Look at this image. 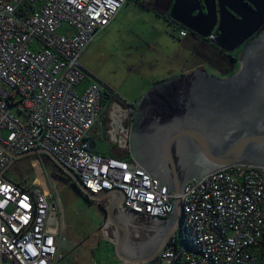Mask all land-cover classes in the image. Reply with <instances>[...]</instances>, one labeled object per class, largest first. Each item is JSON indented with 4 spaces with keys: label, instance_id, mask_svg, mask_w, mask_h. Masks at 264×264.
Masks as SVG:
<instances>
[{
    "label": "built area",
    "instance_id": "obj_1",
    "mask_svg": "<svg viewBox=\"0 0 264 264\" xmlns=\"http://www.w3.org/2000/svg\"><path fill=\"white\" fill-rule=\"evenodd\" d=\"M129 1L158 0H0V264L64 259L60 174L36 154L33 188L13 183L4 175L6 151H49L89 192L123 191L122 207L133 214L165 220L173 212L175 195L131 155L93 151L103 90L93 82L79 91L87 77L80 56ZM170 25L181 38L191 33L172 19ZM36 41L38 53L30 49ZM180 198L181 227L158 264H264V166L193 178Z\"/></svg>",
    "mask_w": 264,
    "mask_h": 264
},
{
    "label": "water",
    "instance_id": "obj_2",
    "mask_svg": "<svg viewBox=\"0 0 264 264\" xmlns=\"http://www.w3.org/2000/svg\"><path fill=\"white\" fill-rule=\"evenodd\" d=\"M170 18L225 53L244 46L242 58H246L239 72L225 79L199 69L159 81L131 108L132 157L175 195L172 214L159 220L161 228L152 236L135 241L130 235L122 211L123 191L89 192L49 151L18 155L6 151L11 157L8 168L25 157L49 156L79 194L91 202L107 203V224L116 229L115 252L121 264H158L159 254L181 227L180 194L189 180L233 165L264 166V0H174ZM140 117L143 137L133 134ZM135 142L137 151L131 147ZM138 157L147 159L166 179Z\"/></svg>",
    "mask_w": 264,
    "mask_h": 264
},
{
    "label": "rangeland",
    "instance_id": "obj_3",
    "mask_svg": "<svg viewBox=\"0 0 264 264\" xmlns=\"http://www.w3.org/2000/svg\"><path fill=\"white\" fill-rule=\"evenodd\" d=\"M164 6V0L152 2L149 7L127 2L109 28L96 36L79 59L87 76L81 88L86 87L90 80L98 83L103 91L104 88L108 89L113 95L111 100L104 102L106 109L103 115H106L108 121L124 117L123 124L128 130L132 128L134 117L130 112L126 114V108H136L139 104L138 102L136 105V102L141 100L153 83L166 76L168 70L175 66L181 67L182 71L204 66L208 73L224 77L222 79L238 68V50L226 55L199 37L200 41L194 39L193 34L181 38L172 32L170 14L164 13ZM66 28L63 26L59 33L63 34ZM41 48L38 41L30 47L35 53ZM211 69H218L219 74ZM114 102L120 104L122 109ZM95 131L97 151L116 158V155L131 153L129 138L126 137V141L122 143L119 141L121 136L117 135L118 141H115L114 134L107 131L101 118ZM130 133L131 130L129 137ZM35 159V156H30L16 160L6 170V179L33 188ZM47 166L48 170L53 169L48 164ZM61 179L59 194L65 225L61 245L64 255L62 263L119 264L114 244L115 231L107 224L101 210L105 202L89 201L64 176ZM133 215L138 219L128 221L130 235L137 240H146L149 236L146 231L151 225L150 218ZM134 227L143 231L137 235Z\"/></svg>",
    "mask_w": 264,
    "mask_h": 264
},
{
    "label": "crops",
    "instance_id": "obj_4",
    "mask_svg": "<svg viewBox=\"0 0 264 264\" xmlns=\"http://www.w3.org/2000/svg\"><path fill=\"white\" fill-rule=\"evenodd\" d=\"M155 3V2H154ZM165 12L164 13H168V11L165 9L164 10ZM170 14V13H169ZM170 17V16H169ZM170 19V18H169ZM114 22V21H113ZM170 23V22H169ZM112 24V23H111ZM110 24V25H111ZM109 28V26L106 28V30ZM193 37H194V39H197V40H199L197 37H199V36H197V35H193ZM200 39H202L201 37H199ZM203 41H205V42H207V43H209L210 44V42H208L207 40H204V39H202ZM200 41V40H199ZM173 62L174 61H172V64H173ZM209 65V64H208ZM175 66V65H174ZM82 67V66H81ZM214 68V67H213ZM199 69H203V71L204 72H206L207 74H209V75H214V73H208L207 72V70H206V68L203 66H199V67H195V68H193V69H190V70H181V67H179L178 65L177 66H175L174 68H172V69H170V70H168V72H167V75L166 76H163L161 79H157L154 83H153V85L155 84V83H157V82H159V81H162V80H168V79H172V78H175V77H179V76H182V75H189V74H192L193 72H195L196 70H199ZM211 70H213V71H215V72H217L218 74H219V72L217 71V70H215V69H211ZM217 75V74H216ZM215 75V76H216ZM217 77H218V75H217ZM218 78H224V77H222V76H220V77H218ZM84 82V81H83ZM83 82L80 84V86H79V91H83V90H85L89 85H91L92 83H93V81H90V80H88V82H87V85H86V87H82L81 88V86H82V84H83ZM152 85V86H153ZM151 86V87H152ZM150 87V88H151ZM104 95H105V93H103ZM112 95L113 94H111L110 93V95L109 96H111V98H112ZM106 97V96H105ZM103 98V101H102V114H101V116H100V118L103 120V123H104V125H105V127H106V129H107V131L108 132H111L112 134H114L113 135V137H114V139H115V141H118L117 140V135H119V141L120 142H125L126 140H125V138L127 137L128 138V136H129V131L131 130H128V129H126L125 127H124V124H123V119H124V117H123V119H122V117L120 116V117H117V119H113L112 121H108L107 120V118H106V115H103L104 114V111H105V109L106 108H104L105 107V105H104V102L105 101H107V99L106 98ZM139 101H137L136 103H138ZM110 103V102H109ZM115 103V102H114ZM115 104H117L118 105V107L119 108H121L122 109V106L120 105V104H118V103H115ZM131 108H133V106L132 107H128V108H126V109H128V111L126 110V114L127 113H129L130 112V114L134 117V113L133 112H131ZM125 114V115H126ZM103 115V116H102ZM100 118H99V120H100ZM98 120V121H99ZM133 120V119H132ZM98 124V122L96 123V125ZM96 125L94 126V128H93V134H92V146H93V151L94 152H96V153H102V152H99V151H97V145H96V138H97V134H96V131H95V127H96ZM102 154H104V153H102ZM153 221H154V223H152L151 225H150V227H149V231H154L155 232V230H157V229H160L161 228V221H159V220H154V219H152ZM135 233L137 234V235H139L140 234V232L139 231H135ZM152 236V235H151ZM133 239L135 240V241H140V240H137L136 239V237L134 238L133 237ZM119 264H120V262H119Z\"/></svg>",
    "mask_w": 264,
    "mask_h": 264
},
{
    "label": "flooded vegetation",
    "instance_id": "obj_5",
    "mask_svg": "<svg viewBox=\"0 0 264 264\" xmlns=\"http://www.w3.org/2000/svg\"><path fill=\"white\" fill-rule=\"evenodd\" d=\"M173 2H174V0H164V7H165V9L170 13V9H171V7H172V4H173ZM202 9L205 11V8H203L202 7ZM171 19V18H170ZM170 19H169V22H170ZM190 34H192V32L190 33ZM189 34V35H190ZM209 42V41H208ZM211 44V43H210ZM212 46H214L213 44H211ZM214 47H216V46H214ZM217 48V47H216ZM243 48H244V46L243 47H241V48H239L238 49V51H237V57H236V59H237V65H238V68H237V70H236V72H233V73H230V74H227L226 75V77L225 78H228V77H230V76H232V75H234V74H236L237 72H239V70L242 68V63H243V61H245V58L246 57H244V58H242V53H243ZM217 49H219V48H217ZM220 50V49H219ZM221 51V50H220ZM222 53H225V52H223V51H221ZM226 55H229L228 53H225ZM243 59V60H242ZM256 64L257 65H259L260 64V61L259 60H257L256 61ZM110 95V94H109ZM108 94H106L105 96V98L107 99V101L108 100H111L112 98H111V96H109ZM141 117L137 120V124H135V130H134V132H133V134H137V133H139L140 135H141V137H143V134H144V131H143V129H144V125H143V123H141ZM143 128V129H142ZM132 135V133H130V136ZM135 144L136 145H132L131 147L132 148H135L136 149V151L138 150V148H139V146H138V143H136L135 142ZM130 155L132 156V154L130 153ZM138 159L141 161V163H143V164H145L146 166H148L152 171H154V172H156V173H158V174H162V172H160L157 168H154L153 167V164H150L149 162H148V160L147 159H145V158H143V157H138ZM162 178H164V179H166V176H164L163 174H162ZM70 184L72 185L73 183L70 181ZM106 207H107V203H105V205L104 206H101V210L103 211V213H104V215H105V221L108 223V218H107V212H106ZM123 211V216H124V218L125 219H127V220H129V221H133V220H137L138 219V217L137 216H135V215H133V214H130L129 212H127L125 209H123L122 210ZM149 222L152 224V223H154V221L152 220V219H149ZM114 231H115V238H116V229H115V227L114 226H111V225H109ZM134 229H135V231H139L140 233L143 231V230H141V228H139V227H134ZM146 232H148L149 233V236H151V235H153L155 232L154 231H146ZM148 236V237H149ZM148 237H147V239H148Z\"/></svg>",
    "mask_w": 264,
    "mask_h": 264
},
{
    "label": "trees",
    "instance_id": "obj_6",
    "mask_svg": "<svg viewBox=\"0 0 264 264\" xmlns=\"http://www.w3.org/2000/svg\"><path fill=\"white\" fill-rule=\"evenodd\" d=\"M141 5L142 6H145V7H149L150 5H152V2H143V3H141ZM203 7V6H202ZM117 156V158H120V159H127V158H130V154L128 153L127 155H125V156H123V155H120V156H118V155H116ZM44 160H45V162H46V164H48L49 166H51V168H53V170L54 171H56L57 173H59L60 174V177H62V176H64L65 177V179H67L68 181H71L72 182V180L69 178V177H67L52 161H51V159L49 158V156H47V155H44Z\"/></svg>",
    "mask_w": 264,
    "mask_h": 264
}]
</instances>
